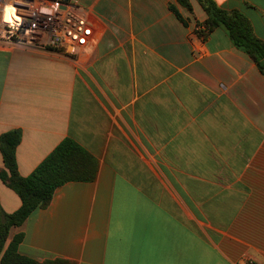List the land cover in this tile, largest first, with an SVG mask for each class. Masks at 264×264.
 Instances as JSON below:
<instances>
[{"label":"crops","instance_id":"crops-1","mask_svg":"<svg viewBox=\"0 0 264 264\" xmlns=\"http://www.w3.org/2000/svg\"><path fill=\"white\" fill-rule=\"evenodd\" d=\"M93 28L78 54L0 41V136L21 130L28 177L66 138L98 161L12 228L39 263L264 264V76L207 15L176 0H73ZM264 42V0H215ZM176 7L180 20L170 9ZM12 20V12H6ZM0 168H4L0 152ZM0 206L21 207L0 181Z\"/></svg>","mask_w":264,"mask_h":264},{"label":"trees","instance_id":"trees-1","mask_svg":"<svg viewBox=\"0 0 264 264\" xmlns=\"http://www.w3.org/2000/svg\"><path fill=\"white\" fill-rule=\"evenodd\" d=\"M207 15L203 23H197L196 33L207 39L215 30L223 29L232 45L246 53L264 76V42L253 31L250 20L238 10H225L215 0H196ZM176 2L191 14L190 0ZM183 21L176 7L170 6ZM22 141L21 130H10L0 136V152L4 168H0V181L13 190L21 200V207L12 214L0 206V264H71L62 259L39 263L19 252L23 235H16L6 247L12 228L20 227L38 209L51 203L58 188L69 182H93L96 179L98 161L71 138L64 139L28 177L21 176L18 168L17 149Z\"/></svg>","mask_w":264,"mask_h":264},{"label":"built area","instance_id":"built-area-1","mask_svg":"<svg viewBox=\"0 0 264 264\" xmlns=\"http://www.w3.org/2000/svg\"><path fill=\"white\" fill-rule=\"evenodd\" d=\"M12 12V20L6 12ZM93 35L84 9L73 0H0V41L66 57Z\"/></svg>","mask_w":264,"mask_h":264},{"label":"bare ground","instance_id":"bare-ground-1","mask_svg":"<svg viewBox=\"0 0 264 264\" xmlns=\"http://www.w3.org/2000/svg\"><path fill=\"white\" fill-rule=\"evenodd\" d=\"M13 18V17H12Z\"/></svg>","mask_w":264,"mask_h":264}]
</instances>
